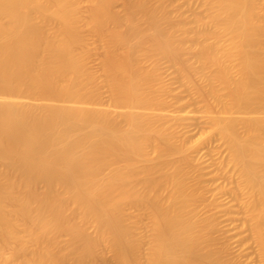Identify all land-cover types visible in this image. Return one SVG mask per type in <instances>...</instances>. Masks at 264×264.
Returning a JSON list of instances; mask_svg holds the SVG:
<instances>
[{"label": "bare ground", "instance_id": "6f19581e", "mask_svg": "<svg viewBox=\"0 0 264 264\" xmlns=\"http://www.w3.org/2000/svg\"><path fill=\"white\" fill-rule=\"evenodd\" d=\"M86 1L87 25L94 34L103 36L111 24L119 29L109 36L101 61V72L112 81L111 110L98 102L95 75L86 70L87 51L78 52L73 0H0V250L12 242L11 259L24 264H68L69 259L95 264L104 261L97 247L106 243L118 264H135L138 248L121 215L123 204L131 203L149 209L154 224L153 254L146 264H235L219 259L206 236L197 233L187 211L191 193L176 166L156 179L152 170L158 166L151 164L144 170L143 189L127 188L139 176L130 161L144 155L148 139L162 136L141 112L153 104L145 90L156 76L141 69L135 48L147 45L174 63L178 59L183 46L171 32L176 26L166 9L170 0H123V18L113 11V0ZM207 1V20H199L197 29L210 25L222 31L217 37L230 36V52L238 59L232 74L229 56L214 43L197 45L198 57L219 70L231 97L229 108L217 103L216 109L224 110L209 112L244 181L245 206L264 264V9L254 0ZM49 23L55 26L52 34L43 26ZM165 23L172 24L170 30H164ZM117 46L123 47L121 56L114 52ZM111 160L125 166L111 168ZM7 205L13 206L10 214ZM89 221L93 234L84 227ZM60 234L68 236L69 253L56 242ZM13 261L0 257V264Z\"/></svg>", "mask_w": 264, "mask_h": 264}, {"label": "rangeland", "instance_id": "374dc122", "mask_svg": "<svg viewBox=\"0 0 264 264\" xmlns=\"http://www.w3.org/2000/svg\"><path fill=\"white\" fill-rule=\"evenodd\" d=\"M254 1H256V3L254 2L256 7L264 9L260 0ZM73 2L79 14L78 25L81 44L78 47V52L87 51L86 70L89 74L95 75L94 89L96 86L97 89L95 90L99 92L97 94L101 97H99L101 100L98 98V102L102 104L104 101V104L106 103L109 106L107 107L110 108L111 103L114 104L109 89L112 81H109L111 82L109 84V78L101 72V61L102 56L109 49V36L119 29L111 24L108 25L107 31H104L107 32V36L106 34L103 35L106 36L105 38L97 36L87 25L90 5L86 0H73ZM168 2L171 5L166 4V9L171 16L169 18L173 25L176 26L174 30L171 27L173 30L171 32L174 33L176 41L183 47L181 46L182 51L175 63L168 57L163 58L150 47L148 50L147 45L135 48V58L141 69L150 70L156 76L153 77L151 86L145 90L152 100L150 104H153H149L150 109H143L141 112H147L148 126L162 136L156 141L148 139L149 143H147L144 155L135 157L130 161L139 169V176L136 177L137 179L135 178L136 180L131 181L133 186L131 187L129 183L127 188L142 190L145 179L144 170L151 164L156 163L158 166V169L152 170L157 177L156 179L163 174H169L176 166L184 173L183 179L191 193L187 211L194 216L197 233L206 236L207 247L226 263L233 261L235 264H240V262L243 264H260L259 249L252 234L253 228L249 218V209L245 206L248 194L244 181L232 163L227 144L221 139L219 132L213 128V121L209 112L215 111L216 114L219 109L222 110L223 106L229 108L230 93L227 92L228 89L226 90L228 87L224 85L225 82L219 78L220 74H217L219 70L217 71V68L212 66L213 64L209 61H203L201 56L198 57L199 53L196 49L201 42L214 43L217 51L219 50L221 54L229 56V64L228 59L226 64L229 65L231 73L235 74L238 69V59L233 57L232 51L230 52V36L225 34L217 37L216 34L220 32V29L210 25V27H200L201 30L197 29L199 22L204 19L207 20L210 8L207 0H195L192 4L186 0H170ZM113 11L121 18L126 16L127 7L123 0H113ZM167 24L168 27L163 25L165 31L166 29L167 31L170 30L169 27L172 26V24ZM47 25L49 26L43 25L45 30L52 34L55 31V26L50 25V23ZM142 25L143 23H141ZM221 33L222 31L218 34ZM261 42L264 44V35L261 37ZM104 46L106 47L104 48ZM117 47L114 52L116 56L119 54L121 56L123 47ZM207 90L210 91L209 95L211 96L205 92ZM201 91L203 93H200ZM204 94L206 95L204 96ZM212 95L216 96V99L218 98L217 102L214 103L215 99ZM217 103H220L218 106L223 105L222 108L217 107L216 109ZM207 105L212 108L207 109ZM120 123L122 128L127 127L125 120H121ZM237 133L242 135L244 129L238 127ZM113 161L111 160L112 163L109 165L112 166L111 168L121 169L125 166L121 160ZM173 165L174 168H172ZM1 166L0 163V168ZM227 204L228 206L231 205L232 208L229 206L228 209ZM143 209L131 203H124L121 208L124 224L132 231L138 248L132 256L133 261H137L135 264H146L153 254L155 243L154 224L150 211ZM12 210L13 206L7 205L6 211L9 214L12 213ZM72 218L79 221L78 214H74ZM16 224L19 235L25 236L22 223L16 222ZM84 227L88 233H94V223L89 221ZM56 242L58 245L60 244L59 247L65 253L70 252V243L66 234H60ZM13 246L12 242L2 246L0 250L1 259L13 261L11 259ZM30 252L29 250L25 255L29 259ZM97 253L103 255L105 259L104 261L97 260L95 264H118L106 243L98 245ZM12 264L24 263L16 260ZM68 264H74V260L69 259Z\"/></svg>", "mask_w": 264, "mask_h": 264}]
</instances>
